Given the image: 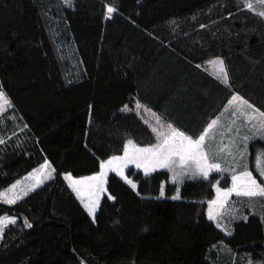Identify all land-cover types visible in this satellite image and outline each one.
Returning <instances> with one entry per match:
<instances>
[{
    "label": "trees",
    "instance_id": "16d2710c",
    "mask_svg": "<svg viewBox=\"0 0 264 264\" xmlns=\"http://www.w3.org/2000/svg\"><path fill=\"white\" fill-rule=\"evenodd\" d=\"M71 3L0 0V89L10 101L0 115V192L45 161L56 170L16 204L0 202V216L16 218L0 239V264H166L145 258L148 224L178 190L191 204L175 264H264V201L229 233L208 217L229 174L178 187L166 170L131 168L135 189L111 174L94 218L65 179L96 174L129 139L156 143L137 102L193 138L234 93L264 112V17L241 0ZM226 55L228 85L197 67Z\"/></svg>",
    "mask_w": 264,
    "mask_h": 264
},
{
    "label": "snow or ice",
    "instance_id": "6c2138e0",
    "mask_svg": "<svg viewBox=\"0 0 264 264\" xmlns=\"http://www.w3.org/2000/svg\"><path fill=\"white\" fill-rule=\"evenodd\" d=\"M63 3L69 7L72 6L71 0H63ZM259 3L264 5V0H259ZM245 4L247 8H253V4L250 0H245ZM114 11L115 9L113 7L109 6L107 8L108 13ZM259 15L264 17V11L259 12ZM208 63L217 68L218 79L224 82L228 81V72L222 59L217 57L210 60ZM197 67L200 66L197 65ZM234 102L239 103L232 115L236 116L237 113H239L248 122H251L253 134L251 136L246 135L240 137V140L243 141V149H240L235 140H230L228 146L220 149V151H226L227 155L232 157V163L228 168H224L221 164L214 162L217 158L216 155L207 150L209 147V145L206 144L207 134L209 130L217 124V120H213L209 123L198 138L193 139L191 135L173 127L172 124H168L166 130H162L164 129V124L161 118L153 113V116L156 118V123L159 125V129L157 127L151 128V131L156 136V143L141 147L132 139H129L123 146V155H114L100 162V170L95 175L74 179L68 174L65 176V179L70 182V187L73 192L80 198L90 215H95L100 205L101 196L106 192L105 185L107 183L106 178L108 173L112 171L124 177V170L129 164H134L137 168H143L145 174L157 168L167 169L172 173L173 182L184 178L188 174H190L192 178L201 177L207 179L213 170L216 172L230 171L232 186L227 189L216 187L217 198L209 202L208 215L210 219L216 218V214L213 210L214 206L223 208L228 197L232 194H235L237 197L248 198L249 200L253 198L264 199V179L258 181L257 177L253 175V172L249 170L248 164H241V161L248 155L249 142L255 141L257 138L264 140V112L254 108L247 100H244L238 95H234L229 101V104L232 105ZM4 104H10V101L7 99L4 91L0 89V106ZM127 107L128 106L125 105V108ZM136 107L139 109L142 106L137 102ZM146 110L151 111L150 109ZM145 123H147V121ZM0 143H3V141H0ZM233 148L236 149L235 153L232 151ZM237 155L240 157L239 160H237ZM255 160V170L259 173L260 177H264V151L258 150ZM45 167H48L47 161L40 166L41 169ZM178 168L180 169L179 171H177ZM36 171L37 170H34V173ZM34 173H30L29 176H33ZM36 179L37 184L43 183L38 177H36ZM124 179L133 189L136 188V184L133 183V181L128 180L127 177H124ZM19 184L20 181H17L10 186L8 191L11 195L0 192V200L9 205L15 204L21 199V195H27L29 191L33 190L32 187H28L27 190L21 188L19 192H17L16 189ZM160 195H164L163 185H161ZM179 198L178 190L177 195L173 196L172 199L176 200ZM108 199H114V197L109 196ZM230 215L232 218H235V211L233 210ZM244 219H246V217H244ZM14 223L15 218L0 216V233H3L7 224ZM217 226L220 227L219 224H217ZM28 227H31V225L29 224Z\"/></svg>",
    "mask_w": 264,
    "mask_h": 264
},
{
    "label": "rangeland",
    "instance_id": "374dc122",
    "mask_svg": "<svg viewBox=\"0 0 264 264\" xmlns=\"http://www.w3.org/2000/svg\"><path fill=\"white\" fill-rule=\"evenodd\" d=\"M258 6L260 7V11H264V5L259 4ZM253 10L257 11L255 9H253ZM260 11H257V13H259ZM65 54L68 57H72L73 50L70 48H67L65 50ZM73 59H74V57L71 60H73ZM225 68H226V66H225ZM226 70H227V68H226ZM213 72L217 73L214 69H213ZM227 72H228V70H227ZM228 77H229L228 81L231 82L232 78H231V74L229 72H228ZM234 95H238V96L242 97L244 100H247L242 95H239L237 93L232 94L231 97L229 98L228 102L224 105L222 110L219 112L218 116L215 118V120H217V124L214 125V127L212 129L209 130V132L207 134V138H206V144L209 145L207 150L210 151L212 154L216 155V157H217L214 162L221 164V166L224 168H228L229 165L232 163V157L228 156L226 151L222 152V151H220V149L228 146L230 140H235L236 144L239 145L240 149H243V141L240 140V137H243L246 135L251 136L253 134V126H252L251 122H248L239 113H237L236 116L232 115L237 104L239 103V102H234V104H232V105L229 104V101L232 99V97ZM7 99H8V97H7ZM247 101L249 104L253 105L254 108H257L260 111H262L260 109L261 107H259L258 104H256L255 102L253 103L249 100H247ZM9 107H10V104H4L3 106H0V115ZM146 109H148V108L143 109L140 107L138 109V111L140 110L141 113H144V115L146 117L145 119H146L147 123L149 125H151V127H157L159 129V125H157L156 118L153 116V113H155L156 116H159L161 118V121L164 124V129H162V130H166L168 124H172L168 121V119H166L168 117L164 118L159 112L147 111ZM161 113H165V112L162 111ZM173 127H175V126L173 125ZM237 129H238V135H237ZM193 139H196V138H193ZM141 147H143V146H141ZM258 150L264 151V140H261L259 138H257V140H255V141L249 142L248 155L245 157L244 160L241 161V164L247 163L249 170L253 172V175L256 176L258 181H259L261 179H264V177H260L259 173L255 170V163H256L255 157H256V153ZM232 151L235 153L236 149L233 148ZM239 159H240V157H239V155H237V160H239ZM43 164H41V165H43ZM40 166L36 167L32 171H30L28 174H26L25 176H23L22 178L17 180V181H20V184L17 186V189H16L17 192H19V190L21 188H23L25 190H27L28 187L33 188V190L29 191L27 195H21V199L18 200L17 202L21 201L23 198L27 197L29 194L36 191L38 188H40L41 186L45 185L46 183H48L49 181H51L55 178L56 170L54 169V167L49 162H48V167L41 169ZM131 168H136L138 170H141L143 173H145L143 168H137L134 164H129L127 166V168L124 170V177H127L126 173ZM34 170H37V171L34 173ZM156 170L168 171L167 169H162V168H157L154 171H156ZM179 170L180 169L178 168L177 171H179ZM154 171H151L148 174H150ZM214 172H216V171L213 170L209 175H211ZM30 173H34V175L30 177L29 176ZM168 173L170 175L171 182H173L172 173L169 171H168ZM220 173L223 175H225V174L231 175L230 171L220 172ZM111 174L118 175L116 172L110 171L108 173L107 178H106L107 181H108V178ZM93 175H95V174H93ZM90 176H92V175H90ZM118 176L121 177L122 179H124V177H122L120 175H118ZM36 177H38L40 180H42L43 183L37 184ZM72 177L74 179L82 178V177H74V176H72ZM86 177H88V176H86ZM127 179L129 180L128 177H127ZM187 179L194 180V179H201V177L192 178L191 175L188 174L184 178L178 179L176 182H173V183H175L178 187H180ZM66 181L70 186V182L67 179H66ZM16 182H14L13 184H15ZM10 186L1 192H5L8 195H11V193L8 191L10 189ZM231 186H232V182H231ZM105 187H106V192L102 194L101 200H102L103 196L107 193V183H106ZM216 187L221 188L219 183H217L215 185V189H216ZM221 189H227V188H221ZM233 195H235V194H232L231 196H233ZM231 196L228 197V200L225 203L223 208H219V207H215V206L213 208L214 213L216 214V218L212 219V220L215 221L217 224H219L220 225L219 228L222 229L223 231L227 232V233L232 231L233 223L235 221H238L240 219H244V217H247L246 215L248 212L249 213L256 212L254 209L255 204L264 201V199H260V198H254V199L249 200L248 198L236 197L228 205L229 201L231 200ZM216 198H217V195H216ZM0 202L3 204L9 205V204L3 202L2 200H0ZM100 203H101V201H100ZM184 203L185 204H191L187 201H180L178 199H176V200H174V199L164 200L163 205L160 207V209L157 212L154 219L149 222L148 225L150 228V236H149V241L147 242L146 247H145V258L147 260L152 261V262L166 263V264H175L176 263L178 252H179V250H177L178 249L177 239L179 238L178 235H180L182 233L184 226L188 225V221L190 220V215L186 214V211L188 210V208L186 206H183ZM193 203H195L194 204L195 209H198L202 206V203H200V202H193ZM11 205H14V204H11ZM99 206L97 208L95 215L97 214V212L99 210ZM233 210L235 211V218H232V216L230 215V213ZM208 212H209V206H208L207 213ZM241 212H243V216H241V214H240ZM88 214H89V212H88ZM95 215H90V216L92 218H94ZM3 216L15 218V216L7 215V214L3 215ZM208 217H209V215H208ZM15 220H16V218H15ZM8 225L9 224H7L6 226H8ZM2 234L3 233H0V239L2 237ZM173 259L175 260L174 262H172Z\"/></svg>",
    "mask_w": 264,
    "mask_h": 264
},
{
    "label": "crops",
    "instance_id": "0c3cea01",
    "mask_svg": "<svg viewBox=\"0 0 264 264\" xmlns=\"http://www.w3.org/2000/svg\"><path fill=\"white\" fill-rule=\"evenodd\" d=\"M241 2L244 4V5H246L245 4V0H241ZM250 2L253 4V9H255V10H257V11H260V7L258 6L259 4H261V3H259V0H250ZM257 7V8H256ZM261 12V11H260ZM205 53H206V55H210L211 53L209 52V51H204ZM215 58H217V57H212V58H210L208 61H205V63H204V65H199L200 67H198L200 70H202L204 73H206V74H208L209 76H211L214 80H216L217 82H221V83H223L224 85H228V83H229V81H227V82H224V81H222L221 79H218L217 78V73H215V72H213V69L217 72V68L216 67H214L213 65H211V64H209L208 62L210 61V60H213V59H215ZM220 59H222L223 61H224V64H225V66H226V68H227V70H228V72L232 75L233 74V70H232V66H231V61H230V57H228V55H226V56H222V57H219ZM151 111H153V112H155L154 110H152V109H150ZM218 115H216V117H217ZM216 117H213V118H210V122L209 123H211L213 120H215V118ZM170 123H172V121L171 120H168ZM208 123V124H209ZM173 124V123H172ZM174 125V124H173ZM177 129H179L180 127H177L176 125H174ZM208 126V125H207ZM207 126H206V128H207ZM180 131H183V130H181V129H179ZM231 186V185H230ZM222 188V187H221ZM229 188V187H228ZM215 191H216V189H215ZM216 195H217V193H216ZM233 197H237L236 195H233V196H231V198H233ZM212 220V219H211ZM213 221V220H212ZM215 222V221H214ZM217 224V223H216Z\"/></svg>",
    "mask_w": 264,
    "mask_h": 264
}]
</instances>
